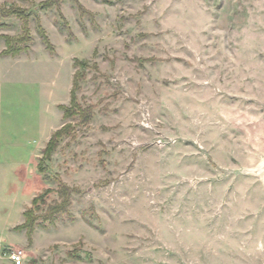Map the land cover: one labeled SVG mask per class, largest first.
I'll return each instance as SVG.
<instances>
[{
    "label": "rangeland",
    "instance_id": "rangeland-1",
    "mask_svg": "<svg viewBox=\"0 0 264 264\" xmlns=\"http://www.w3.org/2000/svg\"><path fill=\"white\" fill-rule=\"evenodd\" d=\"M45 1L0 0L32 12L35 60L9 66L4 88L3 162L25 167L5 176L2 207L17 224L31 202L38 219L31 239L25 217L1 225L3 264L14 249L24 264H264V0ZM22 25L0 15L2 35ZM76 59L90 63L76 96L92 120L63 118L69 135L27 183L39 143L12 152V123L48 104L54 80L69 100ZM60 183L70 214L50 218Z\"/></svg>",
    "mask_w": 264,
    "mask_h": 264
},
{
    "label": "crops",
    "instance_id": "crops-1",
    "mask_svg": "<svg viewBox=\"0 0 264 264\" xmlns=\"http://www.w3.org/2000/svg\"><path fill=\"white\" fill-rule=\"evenodd\" d=\"M1 35V33H0ZM6 46L4 41L0 38V54L5 50ZM58 55V51L54 56ZM34 57V47L32 50L27 54H22L21 56L17 58L12 57H1L0 55V264H3V250L5 247L2 246L3 243V231H1V225H4V228L12 232V229L24 222V212L27 209V207L30 206V203L25 206V208H21L20 215L22 217L21 221L17 224H11V216H12V210L10 207H2V202H4L5 198L2 196L3 194V187H4V181L5 176L8 173L15 172L17 174H23L21 171L24 169V165L22 163L17 162H3V137L5 132V122H4V111H3V95H4V88L6 84L11 81L10 75H11V68L12 66H16L17 70L22 72V67L25 63H35V60H33ZM33 60V62H31ZM75 74V69L73 67V77ZM33 76L35 78L37 77L35 71ZM60 76V75H59ZM56 77V76H54ZM73 77H72V83H71V89L73 86ZM35 82L36 79H33ZM57 83L55 80L53 81V85L48 89L42 91V99L48 98V104L46 106H41V104L34 105L30 110L31 114H27L28 120L27 122H24V124H15L12 123L11 131H10V142L12 145V152H14L16 149L22 146L19 145L20 139L29 140V144L31 143V140L34 138L38 139V147L36 148V152L33 155V161H34V167L26 168L29 169L25 174V181L27 183L29 182L28 176H33L34 179L38 180V160L42 156V152L45 149L47 143L50 141L52 135L60 130L62 126L64 125V119H63V112L59 109L60 105H68L71 99V89H70V98L69 100L63 101L61 98L57 95ZM40 90H37V95L39 96ZM43 103V100H42ZM48 113V117L47 116ZM35 119V121H31L30 116ZM57 118V121H56ZM54 120V121H53ZM34 142V140H33ZM14 147V148H13ZM14 149V150H13ZM25 170V171H26ZM34 198V197H33ZM32 198V199H33Z\"/></svg>",
    "mask_w": 264,
    "mask_h": 264
},
{
    "label": "trees",
    "instance_id": "trees-1",
    "mask_svg": "<svg viewBox=\"0 0 264 264\" xmlns=\"http://www.w3.org/2000/svg\"><path fill=\"white\" fill-rule=\"evenodd\" d=\"M64 0H47L41 5V9L44 11L51 10L55 7H58L62 4ZM82 10V9H81ZM82 12H84L82 10ZM0 15L2 17H11L16 16L20 19L23 23L22 25V34L18 37H9L7 35H0V38L5 43V50L1 52V57H12L17 58L22 54L29 53V48L27 44L31 43V31H30V19L32 17V12L29 9L21 8L20 6H0ZM63 18V17H62ZM58 24V23H57ZM60 30L62 32H68L69 28L67 23L65 22L64 25H60ZM41 33V39L43 44L45 45L46 49L50 52V54H55V47L51 43L49 37L44 33L43 28H39ZM69 33V32H68ZM69 39L72 38L71 33H69ZM90 67V63L87 61H80L76 59L74 61V68L75 74L73 77V86L71 89V101L70 105H60L59 109L63 112V118L65 120H69L71 118H75L77 116L80 117L85 123H89L92 120L93 112L91 108H82L77 99V92L80 90V84L86 80L87 70ZM68 130H70V126L66 125L60 130L56 131L48 144L46 145L45 149L43 150V155L45 161H50L52 154L57 150L59 146V142L65 136H68ZM43 159L40 160L38 165V170L41 174L47 173V166L44 165ZM60 193L63 197V201L61 204H56L51 209L50 218H56L58 216H69L70 214V207H71V200L72 195L74 194V190L68 188L64 183H60ZM47 192V191H46ZM43 195H40L34 199V206H37L38 201L43 198ZM41 198V199H40ZM25 222L16 227L17 230H26L29 239L32 238L33 233L35 231V226L38 222V219L34 216L33 211L31 209H27L24 212Z\"/></svg>",
    "mask_w": 264,
    "mask_h": 264
},
{
    "label": "built area",
    "instance_id": "built-area-1",
    "mask_svg": "<svg viewBox=\"0 0 264 264\" xmlns=\"http://www.w3.org/2000/svg\"><path fill=\"white\" fill-rule=\"evenodd\" d=\"M24 258L25 252L22 249H14L9 255L12 264H24Z\"/></svg>",
    "mask_w": 264,
    "mask_h": 264
},
{
    "label": "water",
    "instance_id": "water-1",
    "mask_svg": "<svg viewBox=\"0 0 264 264\" xmlns=\"http://www.w3.org/2000/svg\"><path fill=\"white\" fill-rule=\"evenodd\" d=\"M257 173L258 174H264V165L263 166H261L258 170H257Z\"/></svg>",
    "mask_w": 264,
    "mask_h": 264
},
{
    "label": "bare ground",
    "instance_id": "bare-ground-1",
    "mask_svg": "<svg viewBox=\"0 0 264 264\" xmlns=\"http://www.w3.org/2000/svg\"><path fill=\"white\" fill-rule=\"evenodd\" d=\"M263 165H264V163H262V164L259 166V168H260L261 166H263ZM259 168H258V169H259ZM258 169H257V170H258ZM261 175L264 176V174H261Z\"/></svg>",
    "mask_w": 264,
    "mask_h": 264
}]
</instances>
